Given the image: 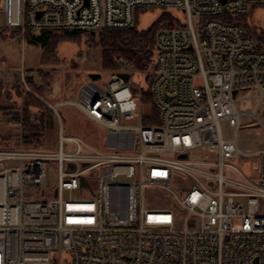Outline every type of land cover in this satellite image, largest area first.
Masks as SVG:
<instances>
[{
  "label": "built area",
  "instance_id": "1",
  "mask_svg": "<svg viewBox=\"0 0 264 264\" xmlns=\"http://www.w3.org/2000/svg\"><path fill=\"white\" fill-rule=\"evenodd\" d=\"M158 8L186 21L172 17L155 34L148 112L144 92L120 77L134 68L121 62L109 80L89 78L77 101L51 105L62 123L59 110L72 105L107 129L103 151L63 134L56 154L27 148L22 125L18 146L0 147V264H264V150L257 176L245 178L232 163L251 155L222 131L225 122L237 135L245 115L264 126V50L236 20L264 0H3L0 31L128 30L138 11ZM253 89L254 109L239 111L249 98L238 93ZM50 160L59 183L47 198ZM228 169L242 179H227ZM169 171L193 185L168 209H149L144 188L165 187ZM32 190L44 197H27Z\"/></svg>",
  "mask_w": 264,
  "mask_h": 264
},
{
  "label": "rangeland",
  "instance_id": "2",
  "mask_svg": "<svg viewBox=\"0 0 264 264\" xmlns=\"http://www.w3.org/2000/svg\"><path fill=\"white\" fill-rule=\"evenodd\" d=\"M166 10L149 9L139 15L137 27L139 30H148L161 17ZM171 12L173 18L182 22L186 21V14L176 8L167 10ZM248 26L262 32L264 30V8L255 9L250 15L246 16ZM23 37L3 40L0 38V147H16L21 143V124L18 123L21 117V102L17 98L13 101L8 99L4 90L25 86L26 82H33L37 87L42 84L41 74L38 72L51 73L52 91L44 96V103L52 110L45 115H38L33 112L34 122L43 128L42 145L38 150L46 153L56 154L60 149V136L78 138L84 142L85 152L91 149L103 151L107 141L109 131L104 127L95 124L85 116L78 107L67 105L59 111L64 118L63 123L52 106L57 105L63 100L75 102L78 99V92L83 84L89 79L90 73H100L103 81L110 79V72L102 69V49L97 42L100 33L87 34L83 36L80 44L73 42L62 43L53 58L48 63H42L44 50L41 46L28 44ZM38 35V33L36 34ZM156 49L154 48V54ZM156 65L145 72L134 71L131 74L130 85L141 89L144 92V111L150 110V91L151 80ZM256 94L252 91H240L238 98L248 97L244 102H238L239 111H252L257 100L252 98ZM148 98H147V97ZM251 97V98H250ZM259 115L264 118V105ZM62 123V124H61ZM224 137L228 140H235L243 153L250 157L235 160L232 164L242 173L245 178H255L258 174L256 154L264 150V126L249 116L242 118V127L237 135L227 123H222ZM7 137V140L4 138ZM27 147V145H25ZM28 148V147H27ZM76 146L73 143L64 144L65 153H74ZM90 150V151H89ZM48 166V185L45 197L51 198L59 183V163L50 160ZM67 170V168H66ZM167 184L165 187L149 183L143 190V199L149 209H168L173 198L187 191L193 185L190 177H183L174 172L164 174ZM227 179L239 181L242 178L232 170H226ZM88 188L96 190L97 185L84 177ZM165 181V180H164ZM27 197L33 196L41 200L44 196L41 190H32L27 193Z\"/></svg>",
  "mask_w": 264,
  "mask_h": 264
},
{
  "label": "trees",
  "instance_id": "3",
  "mask_svg": "<svg viewBox=\"0 0 264 264\" xmlns=\"http://www.w3.org/2000/svg\"><path fill=\"white\" fill-rule=\"evenodd\" d=\"M146 12V10L138 11L136 25L128 30L118 31H103L100 33V39L97 42L102 49V69L110 73L119 71L122 66L121 62L128 63L137 72H145L154 66V37L156 32L170 24L172 13L167 10L162 13L161 17L148 30H139L137 27L139 15ZM253 12V11H252ZM251 12V13H252ZM249 13L248 15H250ZM237 17L244 29L255 39L257 44L264 50V30L257 32L253 30L246 23V16ZM21 31V30H18ZM37 33L31 29H27L24 33V39L28 44L41 46L45 52L42 63H48L55 57L59 46L65 42H73L80 44L83 36L88 33H70V32H42ZM23 37L21 32H13L11 30L0 31V38L9 40ZM41 74L42 84L37 87L35 83L26 82L27 87L36 94L28 93L25 86L13 88L11 90H4L8 99L13 100L17 98L21 102V117L18 123L22 125V138L27 147L38 149L42 145L43 128L40 124L34 122L33 112L38 115H45L51 113V109L44 103L43 99L46 94L51 93V73H44L42 70L38 72ZM150 80L152 78L150 77ZM2 87V86H1ZM0 87V89H1ZM147 97V96H146ZM148 98V97H147ZM158 119V114L154 112ZM155 119V122L156 120ZM145 124L151 122L145 120Z\"/></svg>",
  "mask_w": 264,
  "mask_h": 264
},
{
  "label": "water",
  "instance_id": "4",
  "mask_svg": "<svg viewBox=\"0 0 264 264\" xmlns=\"http://www.w3.org/2000/svg\"><path fill=\"white\" fill-rule=\"evenodd\" d=\"M223 2V4H225L227 2V0H221ZM120 77L126 82L128 83L131 79V74L130 73H124L121 74ZM89 78L92 80H99L101 78V74L100 73H90L89 74ZM184 158H187L186 156H184ZM70 167L73 169L74 166L70 165Z\"/></svg>",
  "mask_w": 264,
  "mask_h": 264
},
{
  "label": "crops",
  "instance_id": "5",
  "mask_svg": "<svg viewBox=\"0 0 264 264\" xmlns=\"http://www.w3.org/2000/svg\"><path fill=\"white\" fill-rule=\"evenodd\" d=\"M2 3H3V0H0V9L2 8ZM13 101V100H12ZM8 138L5 137L4 140H7ZM240 148V147H239ZM241 149V148H240Z\"/></svg>",
  "mask_w": 264,
  "mask_h": 264
}]
</instances>
